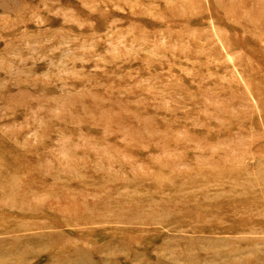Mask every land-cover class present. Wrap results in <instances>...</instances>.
I'll use <instances>...</instances> for the list:
<instances>
[{
	"label": "rangeland",
	"instance_id": "1",
	"mask_svg": "<svg viewBox=\"0 0 264 264\" xmlns=\"http://www.w3.org/2000/svg\"><path fill=\"white\" fill-rule=\"evenodd\" d=\"M80 263L264 264V0H0V264Z\"/></svg>",
	"mask_w": 264,
	"mask_h": 264
},
{
	"label": "bare ground",
	"instance_id": "2",
	"mask_svg": "<svg viewBox=\"0 0 264 264\" xmlns=\"http://www.w3.org/2000/svg\"><path fill=\"white\" fill-rule=\"evenodd\" d=\"M82 262V261H81ZM81 264V263H80Z\"/></svg>",
	"mask_w": 264,
	"mask_h": 264
}]
</instances>
